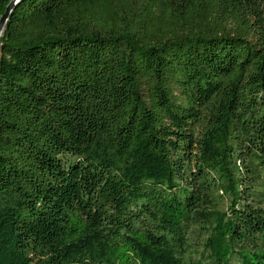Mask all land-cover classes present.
<instances>
[{"label":"trees","instance_id":"1","mask_svg":"<svg viewBox=\"0 0 264 264\" xmlns=\"http://www.w3.org/2000/svg\"><path fill=\"white\" fill-rule=\"evenodd\" d=\"M0 264H264V0H20Z\"/></svg>","mask_w":264,"mask_h":264},{"label":"water","instance_id":"2","mask_svg":"<svg viewBox=\"0 0 264 264\" xmlns=\"http://www.w3.org/2000/svg\"><path fill=\"white\" fill-rule=\"evenodd\" d=\"M20 0H16V2H12V0L9 1L8 5L5 8L4 13L0 16V37L2 35L4 26L8 20V17L14 8V6L19 2Z\"/></svg>","mask_w":264,"mask_h":264},{"label":"snow or ice","instance_id":"3","mask_svg":"<svg viewBox=\"0 0 264 264\" xmlns=\"http://www.w3.org/2000/svg\"><path fill=\"white\" fill-rule=\"evenodd\" d=\"M12 2H16V0H12Z\"/></svg>","mask_w":264,"mask_h":264}]
</instances>
